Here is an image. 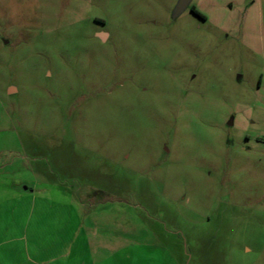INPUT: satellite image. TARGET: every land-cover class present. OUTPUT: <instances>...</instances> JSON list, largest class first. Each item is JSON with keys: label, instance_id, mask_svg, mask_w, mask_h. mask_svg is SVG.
Listing matches in <instances>:
<instances>
[{"label": "rangeland", "instance_id": "obj_1", "mask_svg": "<svg viewBox=\"0 0 264 264\" xmlns=\"http://www.w3.org/2000/svg\"><path fill=\"white\" fill-rule=\"evenodd\" d=\"M176 2L0 0V264H264V0Z\"/></svg>", "mask_w": 264, "mask_h": 264}, {"label": "flooded vegetation", "instance_id": "obj_2", "mask_svg": "<svg viewBox=\"0 0 264 264\" xmlns=\"http://www.w3.org/2000/svg\"><path fill=\"white\" fill-rule=\"evenodd\" d=\"M192 3V2H191ZM229 8H231V6H229ZM187 9H189V11L194 15V16H196L198 19H200V20H202V21H206V17L203 15V14H201L200 12H198L197 10H196V8L194 7V6H191V4L187 7ZM186 9V10H187ZM185 10V11H186ZM184 11V12H185ZM183 12V13H184ZM182 13V14H183ZM181 15V14H180ZM179 15V16H180ZM172 16V15H171ZM178 16V17H179ZM178 17H176L175 19H177ZM174 19V20H175ZM217 29L219 30V31H221L222 32V34H223V36H224V38L226 39V40H236V36H235V32H234V30H233V28L232 27H230V26H228V27H226V26H217ZM101 34H103V33H101ZM97 37H98V34H97ZM99 38V37H98ZM100 40H102V41H105L106 40V35H105V38L104 39H101V38H99ZM246 45V44H245ZM247 47V46H246Z\"/></svg>", "mask_w": 264, "mask_h": 264}, {"label": "water", "instance_id": "obj_3", "mask_svg": "<svg viewBox=\"0 0 264 264\" xmlns=\"http://www.w3.org/2000/svg\"><path fill=\"white\" fill-rule=\"evenodd\" d=\"M193 0H177L173 10H172V19H175L176 17H178L180 14H182L187 7L191 4ZM98 37L101 39L105 38L104 34H98ZM12 90L10 89L8 92H11ZM231 124V122L229 123ZM23 190L28 189V187L23 186L22 187Z\"/></svg>", "mask_w": 264, "mask_h": 264}, {"label": "crops", "instance_id": "obj_4", "mask_svg": "<svg viewBox=\"0 0 264 264\" xmlns=\"http://www.w3.org/2000/svg\"><path fill=\"white\" fill-rule=\"evenodd\" d=\"M26 187H28V189H26V190H23L22 188H20V190L21 191H26V192H33V188L32 187H29V186H26ZM22 198H24V196H21V195H19V196H17L16 197V199L17 200H21ZM6 203V201L5 202H3V204H1L0 205V221H3L2 219H3V214H4V208L3 207H1L2 205H4ZM21 203H19V205H20ZM5 207V206H4ZM7 229L8 228H6V226H5V222H1L0 223V232H6L7 231Z\"/></svg>", "mask_w": 264, "mask_h": 264}]
</instances>
